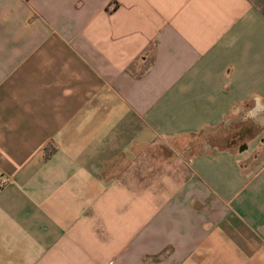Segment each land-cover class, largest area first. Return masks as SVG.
Here are the masks:
<instances>
[{"label":"crops","instance_id":"crops-1","mask_svg":"<svg viewBox=\"0 0 264 264\" xmlns=\"http://www.w3.org/2000/svg\"><path fill=\"white\" fill-rule=\"evenodd\" d=\"M1 180L0 264H264V0H0Z\"/></svg>","mask_w":264,"mask_h":264},{"label":"rangeland","instance_id":"rangeland-1","mask_svg":"<svg viewBox=\"0 0 264 264\" xmlns=\"http://www.w3.org/2000/svg\"><path fill=\"white\" fill-rule=\"evenodd\" d=\"M239 126L235 125L226 127L224 126V123L221 124L220 128L216 131H206L204 135H192L184 137L186 140H179L177 138L173 139H163L158 140V138L155 141V159L161 160V159H172L174 157L180 156V150L181 147L184 145L191 146V150H200L202 142L208 138L209 142L211 144H216L218 146H224L230 143V140L232 139L233 133L236 130H239ZM238 141L237 143H239ZM162 168V167H160ZM163 170V169H159Z\"/></svg>","mask_w":264,"mask_h":264},{"label":"flooded vegetation","instance_id":"flooded-vegetation-1","mask_svg":"<svg viewBox=\"0 0 264 264\" xmlns=\"http://www.w3.org/2000/svg\"><path fill=\"white\" fill-rule=\"evenodd\" d=\"M240 131H241L240 128H239V130L234 131L232 139L230 140L231 143L232 142L233 143H237L238 141H240V139L242 138L241 134H240Z\"/></svg>","mask_w":264,"mask_h":264},{"label":"built area","instance_id":"built-area-1","mask_svg":"<svg viewBox=\"0 0 264 264\" xmlns=\"http://www.w3.org/2000/svg\"><path fill=\"white\" fill-rule=\"evenodd\" d=\"M4 182H5L4 180H1V181H0V185L4 184Z\"/></svg>","mask_w":264,"mask_h":264}]
</instances>
